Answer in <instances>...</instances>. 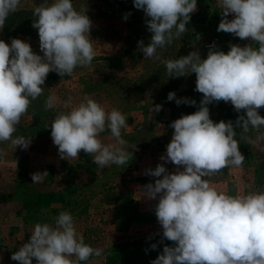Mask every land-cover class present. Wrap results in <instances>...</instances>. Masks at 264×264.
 I'll use <instances>...</instances> for the list:
<instances>
[{
	"label": "rangeland",
	"instance_id": "1",
	"mask_svg": "<svg viewBox=\"0 0 264 264\" xmlns=\"http://www.w3.org/2000/svg\"><path fill=\"white\" fill-rule=\"evenodd\" d=\"M224 29L214 0H0V264H264V46Z\"/></svg>",
	"mask_w": 264,
	"mask_h": 264
},
{
	"label": "built area",
	"instance_id": "2",
	"mask_svg": "<svg viewBox=\"0 0 264 264\" xmlns=\"http://www.w3.org/2000/svg\"><path fill=\"white\" fill-rule=\"evenodd\" d=\"M223 14L225 25V45L245 56L253 46H264V13L258 5L248 0H214ZM216 41L211 48L215 47ZM241 75L237 74L231 79L226 104L235 108L242 102L243 86Z\"/></svg>",
	"mask_w": 264,
	"mask_h": 264
},
{
	"label": "trees",
	"instance_id": "3",
	"mask_svg": "<svg viewBox=\"0 0 264 264\" xmlns=\"http://www.w3.org/2000/svg\"><path fill=\"white\" fill-rule=\"evenodd\" d=\"M11 15H12L13 20L16 23V25H18V26L22 25L21 27L24 26V28H25V27H28V25H31L35 21V20L33 21V17L38 16L39 13L33 12V11H19V12L13 13ZM18 26H16V27H18ZM15 30L16 31H14V33L19 34V33H17L19 30L18 29H15ZM6 34H8L7 30H6ZM47 118H49L48 114L46 112H42L40 119H38L35 122L36 124L34 125V131H35V133L37 134L38 137H44L45 134H43L42 130L46 129V128H50V124L46 122ZM60 125H63V123L60 122L59 125L57 124L56 127H61ZM48 137L51 140V136H48ZM60 147H62V145ZM78 164H81V163L79 162ZM223 234H231V231H229V232H219V233L216 232V235H218V236H221ZM190 237L192 239V236H185V238H190ZM213 237H215V236L210 235L207 238L211 239ZM176 238H180L181 239L182 236L181 235H177ZM193 239H195V238L193 237ZM157 242H158L157 239L153 240V244H155L156 246H157ZM0 243H1V241H0ZM131 246L132 245H130V247ZM134 246L140 247V246H143V245H142V243H136ZM123 247H128V246H123ZM146 247H148V246H146Z\"/></svg>",
	"mask_w": 264,
	"mask_h": 264
},
{
	"label": "crops",
	"instance_id": "4",
	"mask_svg": "<svg viewBox=\"0 0 264 264\" xmlns=\"http://www.w3.org/2000/svg\"><path fill=\"white\" fill-rule=\"evenodd\" d=\"M86 146H78L77 148H76V152L78 153V154H82V152H85L86 151V148H85ZM229 147H231V146H229ZM82 158L81 157H79L78 158V160L76 161V162H80V160H81ZM81 163V162H80ZM97 184H99V182H94V185H92L93 187H94V189H97V188H99V187H97ZM100 189V188H99ZM169 203H174V202H172L171 200L169 201ZM171 204V205H172ZM217 228V227H216ZM215 228V230L214 231H211V232H208V234L207 235H209V234H212V233H214V232H218V231H223V230H225V228H217L216 229ZM209 229V228H208ZM228 229V228H227ZM170 231H172V232H169L167 235L168 236H172V237H176L177 235H181L182 237H185L186 235H188V234H191V233H188L187 231L188 230H184V232H182V230H181V232L180 231H178L177 229L176 230H174V229H172V230H170ZM178 232H180V233H178ZM196 234H198V233H196Z\"/></svg>",
	"mask_w": 264,
	"mask_h": 264
}]
</instances>
